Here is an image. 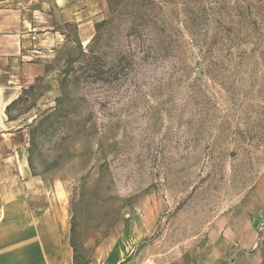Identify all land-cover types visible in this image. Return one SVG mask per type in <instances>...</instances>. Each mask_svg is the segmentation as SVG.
<instances>
[{"label": "rangeland", "instance_id": "374dc122", "mask_svg": "<svg viewBox=\"0 0 264 264\" xmlns=\"http://www.w3.org/2000/svg\"><path fill=\"white\" fill-rule=\"evenodd\" d=\"M89 21L60 16L15 63L34 70L4 111L1 193L35 220L64 206L79 253L131 224L155 264H264V0H100Z\"/></svg>", "mask_w": 264, "mask_h": 264}, {"label": "crops", "instance_id": "0c3cea01", "mask_svg": "<svg viewBox=\"0 0 264 264\" xmlns=\"http://www.w3.org/2000/svg\"><path fill=\"white\" fill-rule=\"evenodd\" d=\"M99 12L100 0H0V101L5 123V127L0 126V161L2 128L9 129L5 108L16 100L17 90L25 88L22 84L34 70L28 66L18 68L15 63L43 56L45 50L53 48L54 26L60 16L65 22L86 27ZM17 72L26 76L12 78ZM1 182L0 165V264H155L140 256L144 254L141 242L146 237L143 227L112 226L93 250L79 253L67 240L64 206L52 209L45 204V212L35 220L29 196H22L24 204L17 205L18 196L1 193ZM3 214H8L7 219L3 220ZM23 233L28 236L19 238L18 234Z\"/></svg>", "mask_w": 264, "mask_h": 264}, {"label": "water", "instance_id": "95a60500", "mask_svg": "<svg viewBox=\"0 0 264 264\" xmlns=\"http://www.w3.org/2000/svg\"><path fill=\"white\" fill-rule=\"evenodd\" d=\"M0 98H1V91H0ZM0 126L5 127V123L3 122V119L1 116V101H0Z\"/></svg>", "mask_w": 264, "mask_h": 264}, {"label": "trees", "instance_id": "16d2710c", "mask_svg": "<svg viewBox=\"0 0 264 264\" xmlns=\"http://www.w3.org/2000/svg\"><path fill=\"white\" fill-rule=\"evenodd\" d=\"M86 66H90V65H92L90 62H88V61H86V64H85Z\"/></svg>", "mask_w": 264, "mask_h": 264}]
</instances>
